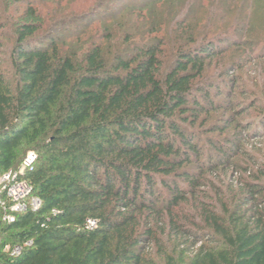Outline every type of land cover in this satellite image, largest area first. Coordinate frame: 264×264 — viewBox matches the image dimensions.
<instances>
[{"label":"trees","instance_id":"obj_1","mask_svg":"<svg viewBox=\"0 0 264 264\" xmlns=\"http://www.w3.org/2000/svg\"><path fill=\"white\" fill-rule=\"evenodd\" d=\"M62 2L0 0V40L12 41L8 66L0 59V176L34 151L23 177L42 200L13 222L0 216V264H264L261 177L233 207H202L201 228L178 215L202 185L201 174L179 172L202 156L189 123L215 105L196 80L218 40L188 34L163 71L156 24L139 40L127 28L113 50L110 23L82 39L106 0L81 15H58ZM217 149L227 163L231 153Z\"/></svg>","mask_w":264,"mask_h":264},{"label":"rangeland","instance_id":"obj_2","mask_svg":"<svg viewBox=\"0 0 264 264\" xmlns=\"http://www.w3.org/2000/svg\"><path fill=\"white\" fill-rule=\"evenodd\" d=\"M97 1L63 0L57 4L61 5L57 14L81 15ZM119 6L127 10L116 16ZM51 8L54 6L47 4L43 10L47 13ZM106 22L115 34L113 50L121 47L127 28L139 40L148 24H156L159 31L153 34L164 41L160 53L163 71L175 53L188 46V34L198 42L218 40V54L205 59L204 72L196 80L203 91H209L215 105L207 112H198L192 117L196 122L189 123L202 156L179 172L202 175L197 194L178 209L183 223L201 228L205 226L199 216L202 207L222 210L224 203L233 207L246 182L260 177L264 181L260 174L264 169V0H106L100 14L83 24L86 34L82 39L107 31ZM0 41V59L8 66L12 41L5 36ZM198 97L203 100L204 94L200 91ZM217 148L231 153L227 163L218 164L223 156L217 154ZM211 164H215L213 170L208 169ZM180 182L186 184L182 179ZM162 237L167 240L165 234ZM172 240L169 250L175 246ZM155 252L156 248L152 257H157Z\"/></svg>","mask_w":264,"mask_h":264},{"label":"built area","instance_id":"obj_3","mask_svg":"<svg viewBox=\"0 0 264 264\" xmlns=\"http://www.w3.org/2000/svg\"><path fill=\"white\" fill-rule=\"evenodd\" d=\"M37 154L32 151L24 159L18 170H11L0 176V216L5 222H13L17 214L27 210L38 211L42 207L40 197L33 195V186L23 175L27 169H32ZM91 227L95 226L94 220L88 221ZM22 246H8L11 255H18Z\"/></svg>","mask_w":264,"mask_h":264}]
</instances>
